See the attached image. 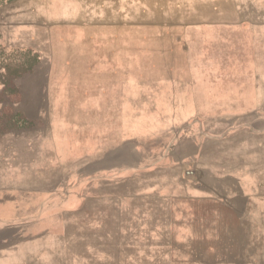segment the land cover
Instances as JSON below:
<instances>
[{
	"label": "rangeland",
	"instance_id": "1",
	"mask_svg": "<svg viewBox=\"0 0 264 264\" xmlns=\"http://www.w3.org/2000/svg\"><path fill=\"white\" fill-rule=\"evenodd\" d=\"M0 264H264V0H0Z\"/></svg>",
	"mask_w": 264,
	"mask_h": 264
},
{
	"label": "crops",
	"instance_id": "2",
	"mask_svg": "<svg viewBox=\"0 0 264 264\" xmlns=\"http://www.w3.org/2000/svg\"><path fill=\"white\" fill-rule=\"evenodd\" d=\"M85 44V43H83ZM91 49L89 50H84V61L82 62H72L66 63L67 68L65 69V73L64 75L61 77V79H59V81L57 83H63V84H68V85H78V84H82L84 83L85 79L88 78L89 76H95L98 77L101 74V65L102 66H112L115 67L116 66V59H115V55L112 54V59H111V50L109 48H104V51L106 52V54H99V46H92L90 45ZM96 50V51H95ZM92 52V54H91ZM94 52H96L97 54H95ZM108 53V54H107ZM112 53H115V49H113ZM46 56V55H45ZM50 62V67L55 68L57 66V62L56 60L52 59L49 60ZM93 68V70L91 69ZM95 68H98V72L95 71ZM83 71L82 74H84L85 79L84 81H77L76 77H75V73L78 72L81 73ZM92 74V75H89ZM103 74L106 76L105 72L103 71ZM110 74V73H109ZM68 78V79H65ZM78 79V78H77ZM100 79V77H99ZM82 80V79H81ZM54 82V81H52Z\"/></svg>",
	"mask_w": 264,
	"mask_h": 264
},
{
	"label": "water",
	"instance_id": "3",
	"mask_svg": "<svg viewBox=\"0 0 264 264\" xmlns=\"http://www.w3.org/2000/svg\"><path fill=\"white\" fill-rule=\"evenodd\" d=\"M187 174H188V175H192V174H193V172H187Z\"/></svg>",
	"mask_w": 264,
	"mask_h": 264
}]
</instances>
